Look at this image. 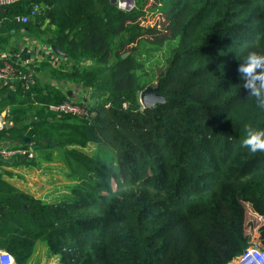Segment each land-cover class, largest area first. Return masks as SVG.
<instances>
[{"label": "trees", "instance_id": "trees-1", "mask_svg": "<svg viewBox=\"0 0 264 264\" xmlns=\"http://www.w3.org/2000/svg\"><path fill=\"white\" fill-rule=\"evenodd\" d=\"M134 1L19 0L0 13V46L24 30L58 47L70 65L52 76L97 100L89 118L58 114L49 106L69 99L50 84H0L14 124L0 140L39 146L73 183L49 203L0 174V249L15 264L39 242L59 264H229L252 243L246 206L264 216V152L240 142L245 125L264 128V111L237 69L247 50L264 53V0ZM149 14L163 25H145ZM142 44L173 45L156 86L165 103L152 108L140 102Z\"/></svg>", "mask_w": 264, "mask_h": 264}, {"label": "crops", "instance_id": "crops-1", "mask_svg": "<svg viewBox=\"0 0 264 264\" xmlns=\"http://www.w3.org/2000/svg\"><path fill=\"white\" fill-rule=\"evenodd\" d=\"M6 9L0 8V13H6ZM2 59H9L11 62L18 66H22L27 70L34 72L36 78L45 84H50L51 86L59 89L62 93L68 96L69 100L82 101L88 106L93 105L97 100L92 97L91 91L88 87H84L82 84H76L67 80H58L52 76V70H67L69 67V62L66 56H58L53 50L52 46L44 43L42 40L37 38L34 34H30L27 31L20 30L11 32L9 35H4L2 39V46H0V61ZM44 65V68L42 67ZM82 68L91 67L93 62L90 60L82 61L80 63ZM90 93V95H88ZM83 94V95H82ZM2 111L9 110L8 108L2 109ZM10 121V119L8 118ZM14 124L11 122L10 128ZM0 144L8 147H23V145L18 143H6L5 141L0 140ZM33 145V144H32ZM34 157L31 159L33 161L36 159L38 154L35 152L34 146L31 148ZM28 162L30 159L22 158V162ZM18 163V159H7L0 160V165L3 163ZM59 162V161H58ZM47 163V162H45ZM57 163V161L47 164ZM25 164V163H19ZM62 164V163H61ZM64 167V166H63ZM65 169V168H64ZM0 170V174H1ZM66 171V170H65ZM3 180L11 183L13 186L17 187L19 190L24 191L28 194L33 195L37 199L49 202L50 199H45L48 192L41 190L38 193L26 191L20 188L18 185H15L13 182L9 181L7 178L1 174ZM40 189V188H39ZM49 197V196H48ZM66 198V197H63ZM54 199L52 202L57 201ZM28 264H59V259L56 256H52L48 248L43 244H37L36 250Z\"/></svg>", "mask_w": 264, "mask_h": 264}, {"label": "rangeland", "instance_id": "rangeland-1", "mask_svg": "<svg viewBox=\"0 0 264 264\" xmlns=\"http://www.w3.org/2000/svg\"><path fill=\"white\" fill-rule=\"evenodd\" d=\"M143 23L151 26L156 23L163 25L164 19L159 15L149 14ZM172 48V44H166L159 49L149 44H142L139 52L135 54L137 60L145 65L146 77L143 76V82L149 83L146 88L152 90L156 89L158 78L167 66ZM139 75H142V73ZM88 95H90V93ZM87 150L88 152H93L95 147L90 146ZM0 170H2L1 174H3L5 178L8 177L7 179L9 181L26 191L38 193L42 188V190L48 192L45 199L52 198L50 202L54 199L60 200L63 197L69 196L70 188L73 185V183L67 179V173L60 162L57 161V163L47 164L39 156H37L35 160H30L25 164L14 162L3 163L0 165ZM246 209L247 231L251 234L253 242H256L258 245H263L264 242L260 237L259 230L264 226V216L254 213L249 206H246ZM39 244L43 243L39 242Z\"/></svg>", "mask_w": 264, "mask_h": 264}, {"label": "built area", "instance_id": "built-area-1", "mask_svg": "<svg viewBox=\"0 0 264 264\" xmlns=\"http://www.w3.org/2000/svg\"><path fill=\"white\" fill-rule=\"evenodd\" d=\"M19 2V0H0V8L5 9ZM118 8L123 10H130L134 7L135 1L130 0H118ZM40 11L39 5H34L31 10V16L36 15ZM23 23H27L28 17H17ZM36 76L34 72L27 70L22 66H18L11 62L9 59H2L0 61V84L4 86H10L19 81L24 82L25 87L28 89L36 82ZM49 111L58 113L73 115L83 118H89L93 116L89 106L82 101L66 100L58 104H51ZM9 110L2 111L0 108V132H3L7 128V124L11 121L9 118ZM34 153L29 148L24 147H8L0 144V160L7 159H33ZM0 264H15V260L11 254L5 250H0ZM229 264H264V244L258 245L256 242L246 248L239 256L232 260Z\"/></svg>", "mask_w": 264, "mask_h": 264}, {"label": "clouds", "instance_id": "clouds-1", "mask_svg": "<svg viewBox=\"0 0 264 264\" xmlns=\"http://www.w3.org/2000/svg\"><path fill=\"white\" fill-rule=\"evenodd\" d=\"M237 72L242 81L241 87L255 99L257 109L264 111V53L247 50L241 58ZM240 145L251 153L264 152V128L245 125V135Z\"/></svg>", "mask_w": 264, "mask_h": 264}, {"label": "water", "instance_id": "water-1", "mask_svg": "<svg viewBox=\"0 0 264 264\" xmlns=\"http://www.w3.org/2000/svg\"><path fill=\"white\" fill-rule=\"evenodd\" d=\"M117 1L118 0H113V3L116 4ZM130 1H134V0H130ZM52 50L58 56H66V53L60 51V49L56 46H52ZM127 56H128V54H125V55H123V58H126ZM140 102L144 108H152L157 104L165 103V97L159 93L158 88H156L155 90L146 88L140 95ZM10 125H11V123L9 122L7 124V128H10ZM29 142H30V140L26 139L25 143L27 144ZM51 146L52 147L54 146V142H51ZM38 148H39V146H34L35 150ZM0 250H3V249H0Z\"/></svg>", "mask_w": 264, "mask_h": 264}]
</instances>
